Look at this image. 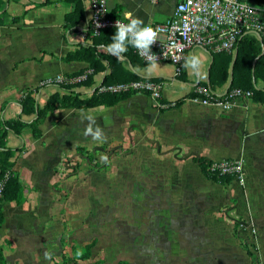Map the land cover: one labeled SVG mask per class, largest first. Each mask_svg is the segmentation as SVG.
Returning <instances> with one entry per match:
<instances>
[{"label":"crops","instance_id":"0c3cea01","mask_svg":"<svg viewBox=\"0 0 264 264\" xmlns=\"http://www.w3.org/2000/svg\"><path fill=\"white\" fill-rule=\"evenodd\" d=\"M179 1L106 0V5L113 17L130 20L125 15L130 12L145 24H160L172 15ZM242 1L264 11V0ZM84 8V18L73 27L66 21L75 10L73 3L64 0H0V13L6 10L7 14L0 24V120L19 118L20 103L28 92L35 95L40 108L53 94L63 93L57 86L40 88L41 81L57 75L92 72L94 67L87 61H63L69 52L89 47H94V54L98 57L97 68L92 73L91 85L73 88L75 92L89 94L104 82L110 74L106 58L110 56L118 62L119 70L129 69L140 77L160 82L161 98L155 102L146 94L136 93L110 108L48 112L38 127L39 138L34 137L28 125L35 114L21 115V121L26 125L19 135L8 130L5 139L7 148L22 149L15 154V169L25 190L22 205L4 204L5 220L0 228V243L8 264H16L17 260L21 264H52L51 255L58 256L62 251L60 240L66 233L64 229L70 228L64 226L65 219L70 218L72 229V233L65 237L67 243H80L83 235L84 239L90 236L85 233V225L80 227L76 223L77 214H71L77 207L73 206L77 204V187L73 182L67 189L61 185L69 195L64 200L56 188L54 174L65 157L73 156L77 147L89 149L100 144L83 135L87 122L81 120L82 112L92 115L104 129L107 142L102 144L116 143L117 140L119 148L125 149L126 159L130 153L131 158H136V163L142 165V173L134 180L137 195L174 197L173 204L169 199L165 200L166 206L154 211L156 220L152 224L158 236L153 235V242L166 239L162 243H183L185 264H252L239 245L242 242L250 247L251 253L253 247L257 248L258 252L253 254L264 264V105L251 99H239L226 113L218 105H201L193 94L198 86L209 80L214 60L206 50L191 49L182 63L184 68L187 57L198 56L201 61L199 77L184 68L185 74L180 80L175 66L166 62L158 63L159 68L151 71H147L149 64L132 66L125 52L122 59H117L107 51L116 31L107 33L93 46L87 0ZM235 52L230 54L232 62ZM228 83L213 93L224 95ZM256 86L260 88L262 84L257 82ZM43 96L46 100L41 102ZM176 101H180L178 106H158ZM199 160L241 163L242 185L236 180L225 185L226 191L238 199L236 209L246 213L241 234L234 236L235 231L231 229L225 232L221 221L204 223L198 215L189 214L193 209H201L194 203L196 197L219 198L224 189V185L208 180L202 174ZM147 181L151 183L147 185ZM113 226L107 221L104 233L108 234L107 243L115 248L116 264H128L129 260H133V264H143L146 258L139 251L127 258L128 240H121L117 232L109 233ZM171 229L174 235L169 236ZM130 242L137 243V239ZM97 250L96 247L92 249V254ZM103 255V264H107L111 253L105 250ZM166 258L169 260L167 264H181L178 263L180 258L175 257L178 261L171 256Z\"/></svg>","mask_w":264,"mask_h":264},{"label":"rangeland","instance_id":"374dc122","mask_svg":"<svg viewBox=\"0 0 264 264\" xmlns=\"http://www.w3.org/2000/svg\"><path fill=\"white\" fill-rule=\"evenodd\" d=\"M57 89L61 90L59 87ZM41 100V102H44L46 99L43 96ZM82 148L85 151H75L73 156L65 157L62 164L55 169L54 174L56 176V188L62 193L64 200L69 198L65 188L67 189L71 182H73L74 187H77V204L73 205L77 207L73 209L71 214L74 216L77 214V217H75L76 223H79L80 227L85 225V229H87L85 233L88 236L90 234V236L84 239L86 237L83 235V238L79 240L80 243L76 241L67 243L65 237L72 233L71 220L67 215L68 219L63 220V223L66 228H70L64 229L66 233L62 235L60 240L62 251L58 256L51 255L52 264H103L105 262L103 255L105 250L111 253L107 264H116L117 261H114L115 257L113 256L116 254L115 248L107 243L106 237L108 234L104 233V226L107 221H111L114 225L109 228V233L117 232L121 235V240H128L126 245L127 258L136 255V251H139L146 258L143 264H156L160 261L167 264L169 260L166 257L168 256H171L175 261H178L176 258H180L178 263L185 264L184 256L186 252L183 250V243L175 242L173 245L162 243V240L166 239H160L161 241L157 243L153 242V235L158 236L157 229L152 224L156 220L154 211L165 207V200L168 201L169 199L173 204L175 202L174 197L151 194L137 195L134 180L136 175L142 173L143 167L140 163H136V158H131L130 153H128L129 157L126 159L125 149L119 148L117 140L116 143H100L93 148ZM101 153L109 157L108 164L100 161ZM234 180L242 185V168L241 173L232 181ZM149 181H147V185L151 183ZM61 185H65V188ZM223 188L220 191L219 198L202 199L196 197L197 200L194 203L200 205L201 209L199 211L197 208L193 209L189 214L193 217L198 215V218L204 223L221 221L224 231L231 229L235 231L233 233L235 236L242 233L246 213L236 209L237 197L226 191L225 185ZM155 197L156 199H154ZM171 230L172 232L168 233L169 236L174 235V230ZM136 239L137 243L130 242V240L135 241ZM140 240L141 243H139ZM89 244L91 247L89 248V257L86 259L81 254L86 252L85 248ZM0 245L3 248V244L0 243ZM239 245L242 246V242ZM95 247L98 250L93 255L92 249ZM169 247L170 254H168ZM253 252H258L257 248L253 247ZM157 257L159 258L156 259ZM129 261L131 262L128 264L133 262V260ZM16 264H21V262L17 260ZM254 264H261V262L255 258Z\"/></svg>","mask_w":264,"mask_h":264},{"label":"built area","instance_id":"2783aa9c","mask_svg":"<svg viewBox=\"0 0 264 264\" xmlns=\"http://www.w3.org/2000/svg\"><path fill=\"white\" fill-rule=\"evenodd\" d=\"M106 0H87L91 18L88 27L91 36H98L105 30H116V21L127 24L128 19L116 18L110 15ZM252 9L249 13L248 9ZM100 26L97 27L96 25ZM157 30V41L151 46V53L157 57V63L166 62L175 66L177 74L186 53L197 47L206 50L210 55L232 54L236 51L242 35H251L258 42L264 41V11L242 0H180L172 15L160 24H145ZM135 56L144 63L148 60L132 47ZM91 71L69 77L57 75L39 83L40 88L50 86H72L78 88L85 82ZM57 77H60L58 80ZM99 94L141 93L150 96L155 102L160 100L162 85L160 82L139 80L128 83L110 85L99 84L96 88ZM195 101L204 106L218 105L222 112L230 111L232 104L239 99L250 100L251 92L233 89L224 101H215L214 93L206 86H198L195 91ZM159 107H173L174 103ZM207 172L218 175H233L241 173V163L230 160L209 162ZM3 184H0V195Z\"/></svg>","mask_w":264,"mask_h":264},{"label":"trees","instance_id":"16d2710c","mask_svg":"<svg viewBox=\"0 0 264 264\" xmlns=\"http://www.w3.org/2000/svg\"><path fill=\"white\" fill-rule=\"evenodd\" d=\"M68 3H73L75 5L74 12L67 16L66 21L70 26H76L81 19L84 18V1L85 0H64ZM7 18L6 10H3L0 13V24L2 20ZM116 30H105L102 31L98 36H91L93 39V46L100 40H102L105 35L109 32ZM94 47H89L85 49H80L79 51L69 52L64 58L63 61H87L89 62L94 69L97 68L98 57L94 54ZM128 57L132 66L141 64L142 66L148 65L147 63L139 60L132 51L131 46L127 45V51L124 53ZM110 74L102 82L103 85H110L116 83H128L139 80H149L155 81L153 79H145L133 73L129 69H124V71L119 70L118 62L115 61V58L110 56L106 57ZM213 63L210 68L209 80L207 84L201 85L208 87L212 92L220 87L226 85L232 78V82L228 91L222 95H214L215 101H224L227 97V94L233 89H242L244 91L251 92V100L255 103H260L264 105V41L258 42L251 35H242L238 41L236 47V56L235 62L233 64L232 72L230 74V64L232 62V55L230 54H218L213 55ZM91 66V67H92ZM140 66V65H139ZM92 67V69H93ZM102 68V67H100ZM90 73L88 79L85 82L81 83V86H90L92 80V73ZM85 72V71H83ZM67 75L69 77H74L82 74ZM185 74L183 64L180 65V71L177 74L178 79L182 80ZM257 82H260L262 86L258 88ZM60 89L63 90L62 94L55 93L47 100L46 104L40 108L36 101L35 95L28 92L24 99L21 101V115H30L35 114V118L28 125L30 126L33 135L35 138L40 137V131L38 129L39 125L42 123L48 112H54L61 109H75V110H89L98 107L110 108L116 106L123 100L128 99L133 94L136 93H121V94H99L96 89H94L89 94H81L75 92L72 86H60ZM37 90L35 91V94ZM195 98V94H193ZM159 102V100L157 101ZM180 101H176L174 106H178ZM167 105V104H165ZM21 115L16 120H0V184H3V189L0 195V228L4 224V204L13 203L16 206H20L25 201V190L22 185V182L19 177L18 171L15 169L16 159L15 154L20 152L22 149H10L5 146V139L8 130H11L14 134L19 135L21 128L26 125L21 121ZM75 151H85L82 147H77ZM208 161L199 160L198 164L201 169L202 174L213 182L226 185L231 183L235 178L233 175H218L210 174L207 172ZM243 249L251 260L252 264L255 262V256L249 250L248 246L245 243H242ZM91 245H87L85 253H82L83 258L89 257V248ZM0 264H8L3 248L0 245ZM88 264V263H87Z\"/></svg>","mask_w":264,"mask_h":264},{"label":"clouds","instance_id":"9594fccd","mask_svg":"<svg viewBox=\"0 0 264 264\" xmlns=\"http://www.w3.org/2000/svg\"><path fill=\"white\" fill-rule=\"evenodd\" d=\"M249 13L252 9H248ZM126 17L130 18L129 23L124 24L120 21L115 22L116 32L112 36V43L107 46V51L116 57L122 59V54L127 51V45L131 44L136 48L138 53L145 57L149 62V69L147 71L158 69L157 57L152 54L150 49L154 42L157 41L158 32L152 27L145 26L142 19L133 17L132 13H126ZM91 18V17H89ZM97 27L100 25L97 24ZM184 68L195 77H199L201 61L196 55H192L185 59ZM59 80L60 77H57ZM81 120L86 121V126L83 131L85 137H91L93 141L106 143L107 137L104 129L97 124L96 119L92 115L81 113ZM100 161L104 164L109 163V157L106 154H100ZM46 258H49V254H45Z\"/></svg>","mask_w":264,"mask_h":264},{"label":"water","instance_id":"95a60500","mask_svg":"<svg viewBox=\"0 0 264 264\" xmlns=\"http://www.w3.org/2000/svg\"><path fill=\"white\" fill-rule=\"evenodd\" d=\"M235 56H236V52H235ZM234 62H235V57H234V60H233V62H232V65H231V71H232V68H233V64H234ZM231 82H232V80L229 81V83H228V85H227V87H226V91H225V93H226V92L228 91V89L230 88Z\"/></svg>","mask_w":264,"mask_h":264}]
</instances>
